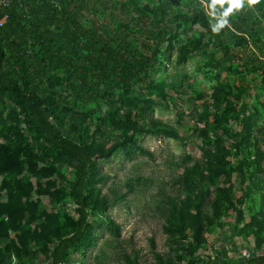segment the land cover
<instances>
[{
  "label": "trees",
  "instance_id": "obj_1",
  "mask_svg": "<svg viewBox=\"0 0 264 264\" xmlns=\"http://www.w3.org/2000/svg\"><path fill=\"white\" fill-rule=\"evenodd\" d=\"M85 1L56 0L58 7H54L44 0H20L28 12L25 17L12 5L7 11L10 26H20L24 32L23 47L19 42L8 46L7 39L1 37L5 30H0V120L5 113L3 120L8 124L7 129L0 131V264H29V259L72 264L71 255L91 243L90 218L107 207L106 198L96 185L99 175L95 161L108 159L118 148L132 144L136 135L150 131L148 126H162L149 119L150 101L130 96L125 87L127 81L144 73L145 67L153 66L159 46L166 44V50L173 51L177 43L176 58L184 62L190 54L204 50L206 35L222 54L220 60L209 64L216 70L234 62L237 56L232 55L224 39L229 26L211 22L209 17L228 19L243 40V18L233 20L220 4L222 0H200L204 7L194 8L189 14H176L171 22L178 27L198 25L202 33L178 41L177 28L163 25L155 37L156 52L136 58L130 52H122L119 46L111 47L95 28L81 23ZM250 4L264 19V0ZM172 5V0H160L153 7L143 5L142 0L121 3L123 9L130 7L141 20L151 16L163 24ZM118 27L132 31L124 24ZM66 43L70 47L80 45L84 59L71 57ZM257 68L264 70V63L260 62ZM59 71L81 72L82 78L97 72L107 80L119 76L123 89L117 101L119 107L87 114L75 111L74 102L56 90L64 76H57L55 81L44 80L48 73ZM150 85L158 88L163 98L164 88L184 93L174 84ZM242 92L243 88L230 82H218L210 94L188 96L193 102L208 101L198 121L203 124L200 137L203 143L212 144L213 151L203 162L182 166L176 183L184 197L166 210L163 230L168 244L178 247L176 254L180 259L202 249L210 228H224L231 217L235 218L233 228L238 236H252L256 248L264 244V182L258 176L264 172V153L259 146L264 134L255 130L257 106L243 104L236 109L235 102ZM7 101L12 108H8ZM232 119L240 130L230 129L228 123ZM108 132L114 135L110 146L100 140ZM168 133L175 136L174 132ZM67 199L76 206L75 216L63 208ZM245 204L250 220L239 229ZM105 224L119 235L118 226L111 219L106 218ZM153 257L155 261L149 264H173L171 258L157 252ZM124 260L126 264H138L128 255ZM258 260L264 257L253 258L248 264H259ZM231 261L225 260L224 264ZM213 264H219L218 260H213Z\"/></svg>",
  "mask_w": 264,
  "mask_h": 264
},
{
  "label": "rangeland",
  "instance_id": "obj_2",
  "mask_svg": "<svg viewBox=\"0 0 264 264\" xmlns=\"http://www.w3.org/2000/svg\"><path fill=\"white\" fill-rule=\"evenodd\" d=\"M159 1L142 0V4L153 7ZM220 2L233 20L235 17L243 18L246 24L241 40L238 38L240 33L231 27L228 19L209 17L211 22L218 21L229 26L225 30L224 39L232 49V55L237 56L234 62L213 70L209 64L220 60L222 54L206 35L203 37L206 46L204 50L190 54L184 62H178L176 58L177 43L173 51L166 50V44L158 49L155 46V37L163 25L177 28L180 35L178 41L189 40L201 32L198 25L178 27L171 22L176 14H189L194 8L204 7L200 0H172L173 5L165 15L164 24L151 16L141 20L130 7H121L122 0L85 1L81 23L95 28L104 40L110 42L111 47L119 46L122 52H130L136 58L150 57L157 49L153 66L145 67V72L127 81L125 87L130 96L150 101L149 119L158 121L162 126H148L150 131L136 135L132 144L118 148L108 159L95 161L99 175L96 185L106 198L107 207L90 218L93 238L83 251L71 255L72 264H126V255L135 258L138 264H149L155 261V252L171 258L173 264H205L208 258L210 263L218 260L219 264H224L225 260H232L231 264H237L239 247H246L254 254H264V244L256 248L252 236L236 234L233 228L234 217L227 220L229 225L224 228L211 227L203 248L185 254L183 259L176 254L178 247L168 244L167 234L163 230L167 208L184 197L176 183L182 174V166L195 161L203 162L207 154L213 151L212 144L203 143L200 137L203 124L198 121L208 101L193 102L188 99L189 95L210 94L218 82H230L236 88H243L240 100L235 102L236 109L243 104L248 107L257 106L259 117L255 130L264 134V70L257 68L260 62L264 63V19L249 0ZM120 24L128 26L132 31L120 30ZM1 37L7 39L8 46L19 42L23 47L21 38L23 40L25 35L20 26H9ZM49 38L53 39L52 34ZM66 45L71 57L76 56L75 60L77 57L84 59L80 45ZM53 72L48 73L49 77L46 76L44 80L50 78L55 81L57 76H64L62 85L56 87V90L74 102L72 108L75 111L87 114L97 110L106 111L110 106L119 107L117 101L123 94L122 78L119 76L107 80L100 72L94 76L86 74V78H82L84 75L81 72ZM160 82L174 84L184 93L177 94L164 88L163 98L160 90L150 85ZM7 103L8 108L13 107ZM3 116L0 131L8 128L3 120L5 113ZM228 126L233 132L240 130V125L234 119L230 120ZM168 132H174L175 136ZM107 134L100 140L110 146L114 142V135H109V132ZM259 146L264 153V141L259 142ZM262 165L264 168V159ZM258 176L264 182V172ZM246 206H243L244 221L239 224V229L250 220ZM63 208L75 216L76 206L71 199L63 202ZM106 218L118 226V236L106 227ZM180 246L186 250L185 244ZM28 263L47 264L42 259H29Z\"/></svg>",
  "mask_w": 264,
  "mask_h": 264
},
{
  "label": "built area",
  "instance_id": "obj_3",
  "mask_svg": "<svg viewBox=\"0 0 264 264\" xmlns=\"http://www.w3.org/2000/svg\"><path fill=\"white\" fill-rule=\"evenodd\" d=\"M46 3L58 7L56 0H44ZM12 5H16V9L20 15L25 17L28 15L27 10L21 4L20 0H0V30H6L10 26V15L7 12ZM264 254H254L253 251L246 247H239L237 249V264H248L253 258H263ZM236 261V260H235ZM259 264H264V260H258ZM210 264H213L211 262Z\"/></svg>",
  "mask_w": 264,
  "mask_h": 264
},
{
  "label": "clouds",
  "instance_id": "obj_4",
  "mask_svg": "<svg viewBox=\"0 0 264 264\" xmlns=\"http://www.w3.org/2000/svg\"><path fill=\"white\" fill-rule=\"evenodd\" d=\"M240 2H242V0H240ZM250 2L256 3V2H258V0H250Z\"/></svg>",
  "mask_w": 264,
  "mask_h": 264
}]
</instances>
